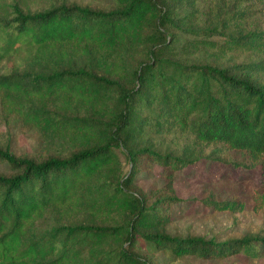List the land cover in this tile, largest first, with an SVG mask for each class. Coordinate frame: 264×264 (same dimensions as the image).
Masks as SVG:
<instances>
[{"label":"trees","instance_id":"trees-1","mask_svg":"<svg viewBox=\"0 0 264 264\" xmlns=\"http://www.w3.org/2000/svg\"><path fill=\"white\" fill-rule=\"evenodd\" d=\"M111 4L108 10L71 4L32 12L26 0H0V64L15 55H23L28 63L47 58L44 71L17 68L0 74V118L16 119L24 128L37 130L45 142L68 152L37 162L15 156L8 147L0 150V161L11 171L0 175V264H62L66 258L68 264H75L72 256L65 257L68 250L77 252L78 245L120 238L111 264H146L132 249L136 238L176 257H259L264 238L216 243L163 233L157 206L147 208L123 188L130 183L139 157L173 170L190 162L147 145L130 147L145 127L152 126L261 162L262 182L252 198L253 211L264 210V88L211 64L163 60L168 43L161 28L171 18L163 0H111ZM170 37L173 43L174 35ZM205 44L215 48L213 42ZM90 49L95 50L91 60L97 71L64 66L71 54L77 58ZM218 49L223 54L259 53L264 39L258 34L230 36ZM123 148L132 170L107 195L101 210L128 214L127 229L64 225L52 229L49 237L30 239L37 219L58 205L71 204V214L93 212L99 196L92 194V182L106 169H117L116 150ZM207 205L216 212H241L244 207L236 200ZM77 235L81 238L68 244ZM56 253L58 258L50 260Z\"/></svg>","mask_w":264,"mask_h":264},{"label":"rangeland","instance_id":"rangeland-1","mask_svg":"<svg viewBox=\"0 0 264 264\" xmlns=\"http://www.w3.org/2000/svg\"><path fill=\"white\" fill-rule=\"evenodd\" d=\"M9 0H7L8 2ZM32 12L47 10L57 5L77 4L91 9L108 10L111 0H26ZM170 20L164 24L168 47L162 55L167 63L211 64L225 69L228 75L264 88V49L262 52L232 51L224 54L218 47L227 37L244 38L249 34L264 39V0H163ZM174 35L173 43L170 36ZM205 42H213L208 48ZM95 51V50H93ZM93 51L86 55L68 57L64 66L95 68ZM141 57V53L136 55ZM46 56L25 62L23 55L0 64V74L20 68L22 71H44ZM151 125L153 116L149 115ZM147 145L161 154H170L190 162L177 170L158 165L147 157H139L133 168L130 183L123 189L132 199H142L147 208L155 204L161 219L160 230L177 238H201L216 243L248 238H264V210L253 211V192L262 182L261 162L252 163L243 152L223 146H201L191 135L176 130H156L145 127L143 134L130 145ZM9 148L20 158L41 161L50 156H66L58 144L45 142L35 129H26L16 119L0 118V150ZM117 169H106L93 180V195H98L93 212H74L72 205L56 206L51 213L37 219L31 240L50 236V231L60 226L98 225L121 226L127 229L128 214H103L102 204L115 186L124 181L132 170L125 148L116 150ZM9 167L0 161V175H9ZM236 200L244 205L241 212H216L207 203ZM156 202L158 204L156 205ZM96 211V212H94ZM61 237V236H59ZM70 238L68 244L74 239ZM121 240L97 241L94 245H78L77 252L65 254L74 258L75 264H111ZM76 245V243H75ZM125 247V246H124ZM146 264H264V252L257 258L232 254L218 259L201 260L192 255L176 257L160 250L144 239L136 238L132 248ZM56 253L50 260L58 258ZM62 264H68L67 258Z\"/></svg>","mask_w":264,"mask_h":264}]
</instances>
